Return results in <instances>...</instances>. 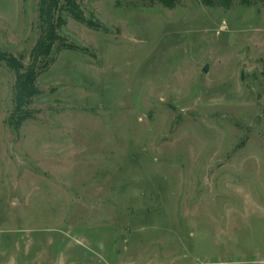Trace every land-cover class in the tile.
<instances>
[{"label": "rangeland", "instance_id": "1", "mask_svg": "<svg viewBox=\"0 0 264 264\" xmlns=\"http://www.w3.org/2000/svg\"><path fill=\"white\" fill-rule=\"evenodd\" d=\"M38 1L0 0V57L29 65ZM76 1L96 27L62 13L18 130L0 62V264H264L259 0Z\"/></svg>", "mask_w": 264, "mask_h": 264}, {"label": "trees", "instance_id": "2", "mask_svg": "<svg viewBox=\"0 0 264 264\" xmlns=\"http://www.w3.org/2000/svg\"><path fill=\"white\" fill-rule=\"evenodd\" d=\"M143 7L162 6L172 10L179 0H135ZM236 0H201L204 7L221 8L228 10ZM264 8V0H259ZM39 20L41 21L40 35L32 48L29 65L25 66L21 58L12 55L0 57V62L13 73L12 85V108L6 123L13 130L18 128L27 120L32 118L31 105L33 100L39 96L37 86L39 75L47 70L51 62V56L55 47L63 42L58 34L64 26L62 13L67 14L74 21L85 24L88 28L96 27L92 21L84 17L76 0H39ZM72 49L71 47H64Z\"/></svg>", "mask_w": 264, "mask_h": 264}, {"label": "water", "instance_id": "3", "mask_svg": "<svg viewBox=\"0 0 264 264\" xmlns=\"http://www.w3.org/2000/svg\"><path fill=\"white\" fill-rule=\"evenodd\" d=\"M206 71H207V69H206V67H205V68L203 69V72L206 73Z\"/></svg>", "mask_w": 264, "mask_h": 264}]
</instances>
